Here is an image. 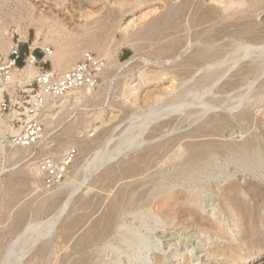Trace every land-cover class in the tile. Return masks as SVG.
<instances>
[{"label":"bare ground","instance_id":"obj_1","mask_svg":"<svg viewBox=\"0 0 264 264\" xmlns=\"http://www.w3.org/2000/svg\"><path fill=\"white\" fill-rule=\"evenodd\" d=\"M10 1L14 0H0L1 10H3L5 16L13 22L19 21L17 16H22V18L23 16L27 17L26 19L43 34V46L48 49L47 51H50V54L48 53L46 56V60L51 61L52 68L55 72L60 74L66 73L73 69L86 53L95 52L98 58L108 63L102 78H104V80L109 79L110 74L114 75L117 79L119 78L118 84H122L119 85L120 87L118 88L119 96H123L125 99L131 96L132 90L128 82L129 78L126 79L128 76L124 77L122 73L126 70L130 72L131 70H135V68L131 67L134 63L122 65L114 62V54H112L113 52L111 53L110 42H108L107 34L104 35L106 29H109L110 32H107L109 35H112L116 30H120L119 33L122 41H127L126 43L128 44L134 43L144 37L151 36V63L153 61L155 63L156 61L155 64L161 66L160 71L151 73V75H153L152 80L160 82L163 76L170 77L172 80H177L183 74H188L187 76L191 74L192 78L189 80L192 82L190 81L191 84L189 86L185 84L186 87L182 85L184 88L180 87L178 92H175L176 94L168 92L175 91L172 90L175 88L177 90V83L174 80L171 86H169L171 90H167L166 93L162 95H158L156 91L148 93L143 101L146 106L150 107L145 117L137 124L132 125L130 129L125 132L123 131L124 133L121 134L120 137L118 136L119 138H117L118 140H116L111 147L112 149L109 148L110 150H108L105 155L102 153L103 155L99 156V154L91 161L87 160L88 162L86 161V164H83L84 167H82V170L83 168L84 170L82 173L84 181L81 183L84 185L88 181L87 185H85L87 192L75 197V193L83 187L78 185V188H74V191L71 189L73 192L71 191L70 193L69 190V198L65 197L67 200L64 201V206L52 220L44 224L29 223L27 227L30 226L29 228L31 230L29 231L26 230L27 228H24L25 231H23L24 234L28 231L25 236V241L24 238L21 239L24 243L20 244V241L16 240L17 242L14 244L13 250H11V254L9 255L10 258L3 264H32V259L29 257V259H26V254L37 246H39V249L45 248L46 246L48 247V245L52 246V248L54 247L57 242L55 243V239L52 235L55 234L57 225L64 223L66 227L67 225L70 227L75 223L71 215L67 216L69 215L68 213L66 215L67 219H63L65 222L60 221L61 218L64 217L67 208L70 207L71 209L73 205L72 212L74 213V210H76L79 205L84 206V204L87 205V203L93 202L91 201L93 199L90 193L95 192V190H93L94 187L98 188L95 183H101L102 185V183L108 182V180L113 177L117 179V175L133 178L140 172L139 170L141 168H143V170L149 168L150 165L147 164L149 159L152 161L154 157L161 152H168L169 150H175V155L172 153L174 156L171 157V160L166 159L167 156H162V158L172 163L173 170L172 167L171 169L170 167L165 168L163 164H161V167L156 171L151 172L153 170H150L151 175H149L150 172H147L148 174L144 173V176L148 175L143 179L144 181L140 180L142 182L141 186H149L147 187V191L146 189L145 192L141 191L142 193L139 195H142V197L139 196V198L143 200L146 198L150 199L151 197V214L156 223L154 229L152 228L151 231L156 232L158 228H166V230L171 229L175 231L167 235L171 236V238H169L170 240L165 247L162 241V238L165 236L161 235V238L157 237L156 240L158 245L155 243L156 246L151 248V264H165L169 258L174 260L173 264H177V262H179V264H194L192 258L195 254L199 255L198 257L196 256L197 259L195 261H200L201 264H264V216L261 213L264 211V156L263 154L262 156H253L258 149V143L255 139L261 137L259 136L260 133L258 136H256L257 133H254V136L248 135L249 137H246L244 134L245 137H242L243 139L240 137L241 141L223 136L224 133H222V135L219 134L221 129L234 124L232 123L233 120L242 122V120L247 121V119H253L255 117L256 112L253 111L256 110L252 108L254 104L251 102V99L253 95L254 97L255 94L258 95V92L255 94L252 93L256 91V87L260 84L259 82L257 85L259 78L264 79V0H16L17 2L15 1L14 4L9 3ZM32 1L35 3L37 2V4H42L40 12H43L44 15L41 14L43 16H40L41 18L39 19H35L34 17L38 7L33 4L34 2L31 3ZM143 7H145V9L151 8V10L140 13V16L134 18L137 11H144ZM56 12L63 13L66 18L64 20L61 19L62 21H54L55 17H53V14ZM131 14L134 17L130 18L129 15ZM73 20H80V22H83L76 23V33L70 30L69 27ZM221 26L227 27V29L229 27V30L230 28L237 29L236 32L235 29L229 31L234 34L233 36H237L239 39L238 43H234L236 47L235 49L233 48L234 51H231L232 53L230 52L231 54L228 53V51L223 52L218 50L217 46L215 47V41L213 42L210 39L212 44L209 40L210 44L208 41L207 44L206 41L203 40V38H207L210 33L212 35L216 28L220 27L221 32L223 29ZM18 27V33H20L22 40L28 41L27 33L20 26ZM217 31L219 32V29ZM217 31H215L216 33H214V36L218 33ZM48 46L54 47L55 51L49 49ZM13 47L14 43H12L11 39L0 32V56H3L5 61H7ZM198 64L204 65L200 66ZM110 66L113 67L111 71L109 70ZM120 71L121 73H119ZM35 75V68L31 64H28L22 69L16 68L12 71L11 81L8 82V84L0 75V101L6 90L13 93L16 84L20 86L31 84ZM138 76L142 78L143 76L146 77L145 73ZM250 76L257 77V79H255L256 81L252 80L254 82L246 84L247 88L243 92L240 91L241 94L238 93V95H240L237 100L231 102L228 100L229 102L220 105L215 95L217 88L223 86V84L224 86L227 84L229 85L232 79L239 78L244 80ZM141 77L136 78L135 82H137L138 79L141 80ZM235 82L236 81H234V83ZM237 82L240 83L239 80H237ZM197 85H200V87L205 86V88H207L205 89L206 91L201 93L199 91L200 88L197 89L195 87L196 90H198V92H196L193 87ZM100 87L101 85L98 87V91L84 88L75 90L59 98L49 99L47 106L48 111L47 113L44 112L45 115L43 118L45 119L46 131L42 140L36 145H42L41 153H48V149L53 147L50 151L62 154L61 156H64L61 158L63 161L62 164L66 167L70 165L67 164L68 158L65 157L68 156L66 153L69 150L77 148L82 150L95 141V139L92 140L86 136V134L89 135L90 131H86V134L84 132L85 136H82L83 138L76 137L75 129H77L79 123L81 124L89 120L88 123L95 128L93 132L95 130V132H97L100 129L104 130L105 125L107 127V122L104 120V112L95 111L93 112L94 114H89L90 116H88V113H81L79 117L77 116V119L75 118L76 120L71 123L68 122L65 128H62L63 132L53 140L58 141L57 144L53 146H51V144V147L47 142V135L53 125L62 124L68 117L78 112L81 107H86L87 104L92 102L97 104V102L99 103V101L105 100L110 90L109 86L105 88V90ZM12 88L13 90H11ZM260 88L262 87H257V89ZM164 95L166 99H162ZM257 99L259 98L257 97ZM255 101L253 100V102ZM250 102L252 105H250ZM257 102L259 101L257 100ZM248 105H250V107H248ZM119 108H123L121 103L119 104ZM262 108H257V110ZM218 109H222V111H218ZM13 117H15V113H12L9 118L5 120L0 113L1 151L5 149L3 140H6L11 132L10 122ZM258 121L254 123L258 124ZM99 124H101V126ZM183 126L189 127V129L182 131ZM236 126L237 124L235 127ZM171 129H173V131L178 129L179 131L181 130V132L177 133V130V134H173L172 131L170 132L171 136H167L169 133H167L166 130L171 131ZM165 131L166 133L164 134ZM262 133H264V131ZM230 135L231 134H229V136ZM261 135L264 137V134ZM233 136L235 135L233 134ZM62 137L69 138L66 144L62 143L63 140L66 139ZM253 137H255V139ZM97 139H99V137ZM109 143H111V141ZM111 144H113V142ZM36 146L12 147L8 151V156L10 159L17 158L19 160H24L30 157ZM217 152H220L219 156L224 152L228 155L226 156L224 153L225 156L219 157V159L223 158L227 165H217V163H215L216 161L214 160L218 157V154L217 157H215ZM98 153L99 152H97V154ZM225 161L222 160V162ZM153 162L157 163V160ZM145 163L148 165V168H145ZM154 163H152V165ZM161 163H163V161ZM231 165L233 166L230 167ZM78 166L79 165H77V167ZM73 167L77 170L76 166H72V168ZM152 168L153 166L151 169ZM148 170H145V172ZM17 173L23 175L26 179L30 180V182L36 181L35 179L38 178L37 176L40 175L39 177H41L42 175L41 167H38L34 163H31V165L26 164L25 167L19 168ZM77 173L79 174V172ZM77 173L76 176H78ZM74 174L75 173L72 175ZM136 178L134 180L132 179L133 181L127 179L129 182L126 180L124 184L120 183L122 185V187L119 185L121 188L115 186L117 190L119 189L118 192L115 194L113 193L114 195L112 196H107L110 201V203L108 201L109 204L107 203L109 206L106 207V210L102 212L103 214H100L101 216L97 217L98 219L95 220L96 224L101 226L104 231L100 230L98 233V229L96 230L93 227V230L95 229L97 231H95L97 234L93 233L96 234V240L94 241L100 239L104 240V236H108L106 231L108 233L111 227L113 229V226L116 225L118 220L123 222L119 218L122 214L130 213L135 205L139 208V204H133L135 201L139 200L137 198L138 195H135L137 190L135 188L136 185H134V183H136ZM20 180L21 179H10L9 184L12 185V187L16 186L20 183ZM121 180L123 183L125 179ZM77 181L80 183L79 179ZM77 183L78 182H76V184ZM34 184H37V182ZM76 184H74V186ZM137 184L139 185V181ZM130 187L132 189L127 190V188ZM85 189L82 191H86ZM199 189L202 190V193L198 192ZM62 190L63 189L59 191ZM53 191L55 192V190ZM102 191H104L103 188ZM46 192L48 191H42L40 195H45ZM99 193H101V191ZM203 193H207L214 197V199H216V205H214L213 202H205V198H203L204 196L202 195ZM53 194H57V191L56 193H52V195ZM134 196H136L137 200H134ZM96 197L98 198V196H95V198ZM104 197H106V195ZM104 197L102 196L103 199ZM45 198L46 199L40 202V206H44V204L50 201V198ZM54 198L56 199V197H53L52 201ZM98 200L101 201L100 199ZM144 204L146 205V201ZM104 205L105 204L102 206ZM212 205L215 207L212 209L213 213H211L210 209L211 214H204L203 212H205L206 208ZM81 207H79V209ZM142 207L145 208L144 205ZM77 211L79 210L77 209ZM99 211L101 212V210ZM90 214L92 215V213ZM78 215H75V217ZM95 215L89 219L93 221ZM87 224L89 225L90 221ZM88 225L87 227L89 229L87 230H90L92 226L89 227ZM61 227H63V225ZM235 233L237 234L235 235ZM24 234L21 233V235H23L22 237H24ZM157 234L158 233H155L154 235L156 236ZM199 235L207 240L209 239L210 242H196V244L193 239H197V237H200ZM81 236L83 235L81 234ZM105 238L107 239V237ZM80 241L81 240L77 242L79 243ZM74 243L76 245V242ZM183 244L186 246L187 244H192L193 248L187 251L182 248L179 249ZM75 245L73 246L75 247ZM93 246L95 245L93 244ZM78 248L80 249V247ZM165 248L170 249L169 254L164 253ZM43 249L40 250L43 252ZM81 249L83 248L81 247ZM100 253H102V251ZM89 256L91 255L89 254ZM203 258H206V260H203ZM91 260L93 259L91 258L90 261ZM78 261H76L77 264L83 262ZM87 263L89 264L90 262Z\"/></svg>","mask_w":264,"mask_h":264},{"label":"rangeland","instance_id":"obj_2","mask_svg":"<svg viewBox=\"0 0 264 264\" xmlns=\"http://www.w3.org/2000/svg\"><path fill=\"white\" fill-rule=\"evenodd\" d=\"M15 1L16 0L10 1L9 3L14 4ZM33 2L34 1H32L31 3H33ZM33 4H35L36 7H38L36 9V11H35V16L34 17H35V19L36 18L39 19V18H41L44 15L43 12H40L42 4H39V3L37 4V2L36 3L34 2ZM39 7H40V10H39ZM143 9H144V11H141V10L137 11L136 14H135V17L132 16V14L129 15V17L130 18H132V17L137 18L138 16L141 15L140 13L148 12V10L149 11L151 10V8L145 9V7H143ZM41 14H43V15H41ZM19 17L20 16H17V19H19V21H17V22L14 21L13 22L11 19H8L7 16H5V12L3 10H1V8H0V32L4 33L5 36H7V38L11 39L12 43L21 42V48H22V52L23 53H28L30 48H32V49L35 48L36 55H38V57H40V58H43L44 52L48 50V49L44 48L43 43H42V42H44L43 34L40 33L36 29V27H34L28 21V19H26L27 17H25V16H23V18H22V16L20 18ZM53 17H55L54 21H62L61 19L64 20L66 18L64 16V14L61 13V12L54 13ZM73 21L71 23V26L69 25V27H70V30L75 31V33H76V31H77L76 26H75L76 23H83V22L82 21L80 22V20H73ZM77 21H79V22H77ZM2 23L5 24V27H4V24L1 25ZM17 23H19V24H17ZM18 26H20L27 33L28 41H23L22 40V37H21L20 33H18L19 32L18 31L19 30ZM218 26H220V25H218ZM74 27H75L76 30L74 29ZM179 27H180V25H179ZM222 28L223 29L221 30V32H220V29H221L220 27L216 28V30H214V32L212 31L213 32L212 35L210 33V35H209L210 37L209 36L207 38L205 37V38H203V40L206 41V43H207L208 40L210 42H211V40L213 42L215 41L214 44H215V47L217 46L218 50L223 51V52H225V51L227 52L228 51V53H230L231 51H234V49L236 47V45H234V43L235 44H236V42L238 43L239 39H238L237 36H236L237 38L235 36H233L234 34H232V32H229V31H231V29L234 30L235 28H230V30H229V27H228V29H227V27H222ZM225 28L228 31H226ZM213 29H215V28H213ZM218 29H219V32L217 31ZM223 30H224V32H223ZM236 30L237 29H235V32H236ZM119 31L116 30V31L113 32L112 35H109L107 32H110V30L106 29V32H104V35L107 34L108 42H110L111 53L113 52L112 54H114L113 57H114V62L115 63H119V64H122V65L123 64L127 65L128 63H132V62L134 63V65H131V67L135 68V70H131V72L126 70V71H124L122 73V75L124 74V77L128 76L126 79L129 78L128 82L130 83V87H131V90H132L131 93L132 94L130 93L131 96H129L128 98L126 97V99L123 96L120 97L119 94H118V92H119L118 88L120 87L119 85H122V84H118L119 83L118 82L119 78L117 79V78H115L114 75L110 74L109 75V77H110L109 79L104 80V78H102L101 87H100V88L105 90V88H107L109 86L110 90H109V93H107V98L105 99L106 101L103 99V101L101 100V102L99 101V103L97 102V104H94L93 102L89 103V104L86 105V107H81V109L78 112L72 114L71 115L72 117L71 116L68 117V119H66L62 124H58V125L55 124V125H53L50 128V131L48 132V135H47V138H48L47 142L49 143V146L51 144H52L51 146H53V145H56L57 142H58V141H53V140H55V138L57 136H59L63 132V129L68 124V122L71 123L74 120H76L81 113H88V116H90V115L94 114L93 112H95V111L96 112H104V120L107 122V127L105 125L104 130L100 129L97 132H95L96 130L93 132V130L95 128H93L92 125L88 123L89 120H86V121L82 122L81 124L79 123V126H77V129H75L76 130V132H75V136L76 137L83 138L85 136V134H86V131H90V133L88 132L89 135L86 134V136H88L92 140L95 139V141L93 143H90V145L87 146V148L85 147L82 150H80L78 148L69 150V151H74L75 152L73 157L69 158L68 156H65L66 158H68L67 159V164H70V165H67L66 167L63 166V164H62L63 161H62L61 158L64 157V156H61L62 154L57 153L55 151L51 152L50 149L53 148L51 146H50L51 148L48 149V153L47 152H45V154L41 153L42 152V145L41 144L36 146L34 148L33 152L31 153L30 157H28V158H26L24 160H19L17 158L10 159V157L8 156V153H9L8 151L12 147H17L12 142V139L15 136H17V134H19V132L22 130V125L27 120V118L25 116V112H24V108H26L27 105L23 104V100L26 101V102L30 101L29 97H27V99H23V98L19 97L20 95L18 96V103L16 105V108L13 110V111H16L17 113H15V117H13V119L10 122L11 132L7 136V139L3 140V145H4L5 149L3 151L0 150V264H3L5 261L8 260V258H10L9 255L11 254V250H13V246H14V244L17 241H20V244L24 243L21 239L24 238V241L26 239L25 236H26V233L28 231L25 234L23 232V231H25L26 228H27L26 230H29V231L31 230L29 228L30 226L27 227V225H29V223L44 224V223H47L48 221L52 220V218H54V216H56L57 213H59L60 209L64 206V204H65L64 201L67 200L66 198H69L68 196H69V194L72 191L71 189H73V191H74L76 189V187L78 188V185L83 186L84 188L82 187L83 189L82 188L79 189V191L77 193H75V197L77 195H79V194L81 195V194H85V192H87V190L85 189L86 188L85 185H87L88 181L86 182V184L82 185V183L84 181V177H83V173H82L83 170H84V168L82 170V167H84L83 164H86L87 160L91 161L95 156H98L99 154H100L99 156H102L103 155L102 153H104V155H105L106 152L108 150H110L109 148H111L114 145V143L116 142V140H118L117 138H119L121 136V134H123L126 130L130 129V127H132V125L137 124L140 120H142L145 117V115L148 113L150 107L146 106L143 101L145 100V97L147 96L148 93H151V91H156L158 95H162V94L166 93L167 90H171L169 88V86H171L173 80L177 83L176 84L177 85V90H176V88L172 89V90H175V91H173L174 93L172 91H168L169 93L171 92L172 94H176L178 92V89H180V87L184 88L185 84H186V86L187 85L189 86L191 84L192 81L189 80L190 78H192L191 74H189L191 77L187 76L188 74H186V75L183 74L184 76L182 75L177 80L176 79L172 80V78H170V77L168 78L167 76H163L160 82L152 80L153 79V75H151V73L155 72V71L156 72L160 71L161 70L160 69L161 66L160 65L158 66V64H155L156 61H155V63H154V61L151 63V36L144 37L142 39H139L138 41H135L134 43L128 44V43H126L127 41H122ZM215 31L218 32L217 34H219V33L221 34L223 32L221 34L222 36L220 34L219 35L215 34V36H214V33H216ZM227 33H228L229 36L227 35ZM231 34H232V37H231L232 39L230 38ZM213 36L216 37V38H214ZM234 38L237 41H235ZM232 40H234L235 42L232 41ZM209 41H208V43H209ZM232 42H233V44H232ZM211 44H212V42H211ZM231 44H232V46H231ZM133 45H135V46H133ZM48 48L52 49V51H55L54 47H52V46H48ZM90 53H93V54H95L97 56V54L95 52H90ZM3 60H4L3 56H0V63ZM47 61H49V60H47ZM49 62L51 63V61H49ZM50 63H49V65H47V67L53 69L52 68V64H50ZM106 64L108 65L107 62H106ZM136 64H137V66H136ZM138 65H139V67H138ZM198 65L202 66L204 64H198ZM111 68H113V67H111V66L109 67L110 71L112 70ZM19 69H22V68H19ZM119 73H121V71ZM142 73L143 74L145 73L146 77L143 76V78H142L141 76H138V75H141ZM136 76H138L139 78L141 77V80L138 79L137 82H135L136 78H138ZM255 79H257V77L255 78V76H253V77L250 76L249 78L244 79V80L243 79H239V78L238 79H236V78L232 79L231 82L229 83V85L227 84V85L224 86V84H223V86L219 87L220 90H219V88H217L216 89L217 91H215L216 94L214 93L217 98L215 97V95H214V97L216 99H218V102L220 103V105H223L224 103L229 102L228 100H230V102L233 101V100L235 101V100L238 99L239 95L241 94L240 91L243 92L247 88L246 84L254 82L252 80H255ZM262 79L263 78H259L260 81L259 80L257 81V85L259 84V82H260V84L258 86L256 85L258 88L260 86L262 88L257 89V87H256V89H255L256 91H254L252 93V94H255V93L258 92V95L255 94V97L253 95V98L251 99V102L254 104V106H252V108L254 110H256V111H253V112L258 113V114L255 113V117H254L255 120H254V118L253 119H247V121H245V120L243 121L242 120V122L241 121H237V120H233L232 123H234V124H231V126H227V127L223 128L224 130L221 129V131H224V132H221V131H220L221 133L219 132V134L222 135V133H224L223 136L231 137V138L235 139L236 141H241V138L245 137V136L246 137L254 136V133H257L256 136H258V134L260 133L259 134V136H261L260 138H256L255 139V137H253L255 139V141L257 140L256 142L258 143V149L255 151L256 153H254L253 156H262V154L264 156V149H263L264 148V137L261 135V134H264V133H262L264 131V112H263V110H264L263 109L264 108L263 107L264 106V84H263L264 79H263V81H262ZM237 80H239L240 83H238ZM241 80H242V82L244 81L243 83L245 85L241 82ZM234 81H236V82L234 83ZM231 83H232V85H231ZM29 85H27V88L23 89V90L31 93V91H30L31 87H29ZM182 85H184V86H182ZM197 86H194L193 89L195 87L197 89L200 88L199 91L201 93L205 92L206 91L205 89H207V88H205V86H201V87H200V85L198 87ZM20 87L24 88L25 86H20ZM196 88H195V90H196ZM221 88H223V89H221ZM98 90L99 89H97V91ZM196 92H198V90H196ZM196 92H194V93H196ZM238 93H240V94L238 95ZM256 96L259 99H257ZM162 99H166L165 95H164V97H162ZM253 100L254 101L256 100V101L253 102ZM257 100L259 102H257ZM251 102H250V105H252ZM120 103L122 104L123 108H119V104ZM256 104H258V105H256ZM250 105H248V107H250ZM252 108H249V109H252ZM257 108H262V109L257 110ZM47 111L48 110L46 108L45 113H47ZM218 111H222V109H218ZM12 113H14V112L1 113V115L3 116V118L5 120H7ZM45 113H44V115H45ZM43 118H44V116H43ZM256 118H257V120H256ZM109 120H110V122H109ZM252 120H253V122H252ZM21 121H23V123H21ZM257 121H258V124L254 123V122H257ZM235 123L237 124L236 127H235V125H236ZM259 124H260V126H259ZM90 125H91V127H90ZM99 125L101 126V124H99ZM246 125H248V126H246ZM252 125H254V126H252ZM45 126L46 125H45V119H44V133L46 131V127ZM186 129H189V127H184L183 126L182 131H184ZM101 130L104 131V132H102ZM105 130H106V132H105ZM177 130L178 129H176L175 131H173V129H171V131L170 130H166L167 133H169V134H167V136H171L170 132H172V131H173L172 133L175 134ZM249 130H250V132H249ZM166 131L164 132V134L166 133ZM84 132H85V134H84ZM179 132H181V130L180 131L178 130L177 133H179ZM227 133H229L231 135L229 136V134H227ZM233 134L235 136H233ZM244 134H245V136H244ZM98 137H99V139H97ZM238 137H239V139H238ZM62 138L64 139L66 137H62ZM68 139L69 138H66L65 140H63L62 143L66 144L68 142ZM110 141H111V143L113 142V144L109 143ZM261 145H262L263 148L261 147ZM69 151L66 154H68ZM97 152H99V153L97 154ZM161 153H163V154H161ZM161 153L154 157L155 160L153 159L151 161V159H149V161L147 162V164L151 166L152 163H154L153 161L157 160V163H154L155 165L154 164L152 165L153 166L152 169H151L152 166L151 167L149 166V168H148V165L145 163V165H146L145 168L147 167L149 170L144 168L145 170H148V171L145 172V170H143V168H141L139 170L141 173L138 172L137 175L135 177H133V178H129V176L117 175L118 176V177L116 176L117 179H115V177H113L114 179L111 178L110 180H108V182H111V180H112L111 183H108L107 181L102 183V185H101V183H99V184L95 183L96 187H98V188L94 187L95 189L93 188V190H95V192L94 193L93 192L90 193V195H92L91 197L93 199L91 201H93V202L87 203L88 207H87L86 204H84V206L83 205H79V207H81V206H83V207H81L80 209L78 207L77 209L79 211H77V209L74 210L75 214L72 212V210H73L72 209L73 205H72L71 206L72 208L70 209V207H68L69 209L67 208L66 212L64 213V217L61 218L60 221L63 222L64 218L67 219L66 215L68 213L69 215H67V216L71 215L73 217L75 223L73 225L71 224L72 226H70V227H68V225L66 227L64 223H62L61 225L58 224L59 227L57 225V230L58 231L56 230L55 234H53L54 236L52 235V237L55 239V243L57 242L54 245V247L56 246L55 247L56 249L54 247L52 248V246H50V245H48L49 248L46 246L45 247L46 249L44 247H43L44 249L40 248L41 250L43 249V252L39 249V246H37L38 248L36 247L37 249L34 248L35 250L34 249L31 250L30 251L31 253L25 249L27 252H29L28 254H26V252L24 251L25 254H26V259H29V258L32 259V264H77L76 261L79 260L78 262H80V261L82 262L84 258L85 259H84V261L81 264H84V263L86 264L87 262H90L89 264H94L96 262L98 264L99 263L100 264H151V252H152L151 248H154L156 246V244L158 245L157 240H156L157 237L161 238L163 235L165 236V237L162 238L163 245L165 247V245L170 240L169 238H171V236H167V235L169 233H174L175 232L174 230H171V229H167L166 230V228H160V229L158 228L156 230V232H152L151 229L152 228L154 229V225L156 223L154 222L153 216L151 214V208H150L151 207V202H150L151 201L150 200L151 197H150V199L149 198L148 199L147 198L143 199L144 201L139 198V196H140L139 194H141L142 192H145V189H146V191L148 190L147 187H149V186L148 185H146V187L144 185L141 186V184H142L141 181H144L143 179H145L146 176H148L146 174H148L150 172V170H153L151 172L156 171L159 167H161V164H163V167H165V168L170 167V169H171V167H172V163H170V161H167L166 159L171 160V157H173L175 155L174 154L175 150H171V151L169 150L168 152L167 151H163ZM219 153L220 152H217L215 154V157H217V154H218V157L215 158V160H214V161H216L215 163H217V165H220V164L221 165L222 164L223 165H225V164L227 165L226 161L223 158L219 159V157L225 156L226 153L225 152H224L225 154L221 153L222 155H220V156H219ZM160 156H161V158H160ZM162 156L163 157L167 156V158L166 159L162 158ZM226 156H228V155L226 154ZM222 160L225 161V162H222ZM160 161L161 162L163 161V163H161ZM218 161H221L222 163L218 162ZM46 162H50L51 169L48 170V171H43L44 170L43 164L46 163ZM149 162H151V163H149ZM165 162H169V163H165ZM31 163L32 164L34 163L38 167H41V173H42L41 177H39L40 175L37 176L38 178H36L35 179L36 181H34V182H30V180L26 179L23 175L17 173L19 168L21 169V168L25 167L26 164L27 165H31ZM164 163L167 164V165H165ZM157 164L160 165V166H158ZM77 165H79V166L77 167ZM72 166H76L78 171L76 170V168H74V167L72 168ZM232 166L233 165H231L230 167H232ZM4 168H5V170H4ZM78 168L79 169L81 168V169L79 170ZM172 170H173V167H172ZM77 172H79L80 176H79V174ZM151 172H150L149 175H151ZM73 173H75L74 174L75 176L72 175ZM76 173H77L78 176H76ZM144 173H146L145 174L146 176H144ZM138 176H139V178H138ZM126 177H128L129 179L126 178ZM77 178L80 180V183H79V181H77L78 180ZM80 178L81 179L83 178V179L81 180ZM135 178H136V183H134V185H136L135 188L137 189L136 192H135V195L136 196L138 195L137 198L139 200H137L136 196H134V198H135L134 200H137V201H135L133 204L134 205H135V203L137 205L139 204L138 205L139 208H137V206L135 205L134 209L135 210L137 209L136 212L133 209L128 214H122L119 218L123 222H120V220H118L116 222V225L113 226V229L111 227V229L108 231V233L106 231V234L109 237L105 235L104 236V240L102 239L103 241L101 239H100L101 241L100 240L94 241V240H96L95 239V237H96L95 235L97 234L96 230L98 229V233L100 232V230L104 231V230H102L101 226H98V224H96L95 220H97L98 219L97 217H100L103 214L102 212H104L106 210L105 208L109 206V205H107V203L109 201L108 200V197H109L108 195L112 196L116 192H118L119 189L117 190V187L121 188L122 187L121 184L126 183L124 181H126L127 179L129 181H133ZM10 179H14V180L21 179V180H20V183L18 185L12 187V185L9 184V180ZM73 179L74 180L77 179V180H75V183H74ZM121 179H125V180H123V183L121 182L122 181ZM137 179H139V180H137ZM113 180H114V182H113ZM138 181H139V185L137 184ZM36 182H37L38 185L34 184ZM72 182L74 184H76V182H78V183L74 186V184ZM107 183H108V185H107ZM110 184H111V187H110ZM115 186H117V187H115ZM60 188L63 189V190L59 191V190H61ZM102 188H103L104 191H102ZM40 189L42 191L46 190L48 192H46L45 195L42 194L43 195L42 196V195H40L42 193V191ZM84 189L86 191H82ZM96 189H98V190H96ZM99 189H100L101 193L103 192L102 194L99 193L100 192ZM128 189H132V188L130 187V188H127V190ZM53 190H55V192ZM69 190H70V193H69ZM56 191H57V194H53L52 195V193H56ZM96 191L98 192V194H97ZM112 191H114V192H112ZM198 192L202 193V190L199 189ZM48 194H50V195H48ZM93 194H94V197H93ZM104 194L106 195V197L107 196L108 197L107 198L104 197L105 196ZM63 195H65V196H63ZM101 195L104 197V199L102 198ZM202 195L204 196L203 198H205V202H211V203L213 202L214 205H216V199H214V197H212L211 195H208L207 193H205V194L203 193ZM51 196H52V198H51ZM95 196H98V198L97 197L95 198ZM45 197H47V199L50 198L49 199L50 201L48 200L49 201L48 203L44 204V206H40L41 205L40 202H42V200L46 199ZM53 197H56V199L54 198V200L52 201ZM140 197H142V195ZM98 199H100L101 201H99ZM106 200H107V202H106ZM145 201H146V205L144 204ZM99 202H101V203H99ZM102 203L105 204V205L102 206L103 205ZM109 203H110V201H109ZM126 203H128V202H126ZM91 204H93V205H91ZM143 205L145 206V208L142 207ZM214 205H212L210 207H207L205 212H203V213L204 214L213 213L212 209L215 208ZM103 208H104V210H103ZM98 209L101 210V212ZM145 209H146V211H145ZM210 209H211V213H210ZM89 212L92 213V215ZM94 213L95 214L97 213V214L95 215ZM261 213L264 216V211L261 212ZM75 215H78L79 217L76 216L77 217L76 218ZM93 215L96 216V217L94 216L95 219L93 218V221L95 223L92 220L89 219V218L93 217ZM81 216H82V218H81ZM88 220L90 221L89 225L87 224V223H89ZM124 221H127V222H124ZM118 222H120V223H118ZM130 222H131V224H130ZM127 223H128V225H127ZM95 224H96V227H95ZM62 225H63V227H61ZM87 225L89 227L92 226L91 227L92 229L90 228V230H87V229H89L87 227ZM93 227L96 230L95 229L93 230ZM158 230H159V232H158ZM84 231H85V233H84ZM165 231H167V232H165ZM88 232H89V234H88ZM21 233L24 234V237H22L23 235H21ZM56 233H57V235H56ZM91 233L92 234L96 233V234L92 235ZM155 233H158V234L155 236L154 235ZM81 234L83 236H81ZM236 234L237 233H235V235ZM76 235H77V237H76ZM89 235H91V236H89ZM190 235H191V233H190ZM86 236H87V238H86ZM20 237H22V238H20ZM105 237H107V239ZM199 238H200V241H199ZM211 239H215V238H211ZM79 240H81V241L78 243L77 241H79ZM193 240L195 241V243L196 242L197 243L204 242V241L205 242L206 241L210 242L209 239L207 240L203 236L202 237L201 236L197 237V239H193ZM73 241L76 242V245L78 243L77 247H76V245H75V243ZM93 242H95V243H93ZM86 243H87V245H86ZM92 243L95 246H93ZM96 243H98V244H96ZM184 244H186V243H184ZM184 244L181 245L179 247V249L182 248L183 250L187 251V250H191L193 248L192 247L193 243L192 244H187V246L184 245ZM73 245H75V247ZM57 246H58V248H57ZM78 247H80V249ZM81 247L83 249H81ZM38 249H39V251H38ZM51 249H52V251H51ZM101 251H102V253H100ZM166 251H167V253H166ZM53 252H55V253H53ZM169 252H170V249L169 248H165V252L164 253L165 254H169ZM89 254L91 256H89ZM196 256L198 257L199 255L195 254L193 256V258H192L193 263L194 264H201L200 261L199 262L195 261L197 259ZM90 257L93 260L90 261V259H91ZM94 259H96V260H94ZM169 259H167L165 264H173L174 260L173 259L169 260ZM203 260H206V258H203ZM204 262H206V261H204ZM208 263H210V262H208ZM177 264H179V262H177ZM202 264H204V263H202Z\"/></svg>","mask_w":264,"mask_h":264},{"label":"built area","instance_id":"obj_3","mask_svg":"<svg viewBox=\"0 0 264 264\" xmlns=\"http://www.w3.org/2000/svg\"><path fill=\"white\" fill-rule=\"evenodd\" d=\"M35 48H30L28 53H23L21 42H14V47L8 56L7 61L0 63V75L8 84L11 81V73L16 68H24L28 64L34 66L36 75L29 87L31 93L23 90L16 84L13 93L5 91L0 101V113H9L16 108L18 96L23 99L29 97L30 101L23 100L27 120L22 125V130L12 139L16 146L33 147L36 146L44 135V112L48 106L49 99L59 98L70 94L75 90L89 88L97 90L102 82V75L107 68L106 61L98 58L93 53H86L76 66L70 71L60 74L48 68L49 61L46 56L50 51H45L43 58L38 57ZM51 64V63H50ZM13 90V88L11 89ZM23 123V121H21ZM74 151H69L68 157H73ZM43 171L51 169L50 162L43 164Z\"/></svg>","mask_w":264,"mask_h":264}]
</instances>
